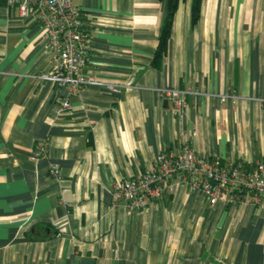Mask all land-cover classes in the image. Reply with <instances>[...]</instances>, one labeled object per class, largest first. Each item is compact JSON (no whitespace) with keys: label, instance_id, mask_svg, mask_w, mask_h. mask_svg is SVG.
I'll return each mask as SVG.
<instances>
[{"label":"crops","instance_id":"1","mask_svg":"<svg viewBox=\"0 0 264 264\" xmlns=\"http://www.w3.org/2000/svg\"><path fill=\"white\" fill-rule=\"evenodd\" d=\"M256 1L202 0L193 22L192 0H179L155 59L168 0H73L90 36L85 71L119 88L106 92L39 79L42 28L0 0V264H264V208L210 204L180 175L139 212L111 194L185 143L226 163L264 160ZM162 88L189 91L181 116Z\"/></svg>","mask_w":264,"mask_h":264},{"label":"built area","instance_id":"2","mask_svg":"<svg viewBox=\"0 0 264 264\" xmlns=\"http://www.w3.org/2000/svg\"><path fill=\"white\" fill-rule=\"evenodd\" d=\"M16 5L21 18L40 24L45 48L50 57V69L38 78L76 91L86 85H96L106 92L119 88L100 80L84 67L89 51L90 36L84 29L83 14L73 0H6ZM161 95L171 101L173 114L181 116L187 89L162 88ZM227 95L221 100L225 101ZM235 97V95H231ZM69 107L63 99L55 113ZM45 150L40 143L34 157ZM48 171L59 177V168L51 164ZM180 175L191 192L199 194L210 204L223 197L229 203L246 202L264 208V160L252 163H226L218 155H198L185 143L178 153H160L154 165L136 175L115 181L111 187L114 202L123 201L129 211H142L154 198L171 190L170 180Z\"/></svg>","mask_w":264,"mask_h":264},{"label":"trees","instance_id":"3","mask_svg":"<svg viewBox=\"0 0 264 264\" xmlns=\"http://www.w3.org/2000/svg\"><path fill=\"white\" fill-rule=\"evenodd\" d=\"M201 1L202 0H192L191 2V16L193 22H196L199 19ZM178 2L179 0H168V13L167 16L165 17L159 42L154 54L155 59L161 57L166 51L168 39L170 37L172 17L177 8Z\"/></svg>","mask_w":264,"mask_h":264},{"label":"rangeland","instance_id":"4","mask_svg":"<svg viewBox=\"0 0 264 264\" xmlns=\"http://www.w3.org/2000/svg\"><path fill=\"white\" fill-rule=\"evenodd\" d=\"M257 5H262L264 1H256Z\"/></svg>","mask_w":264,"mask_h":264}]
</instances>
